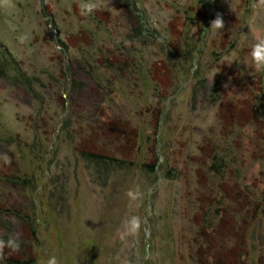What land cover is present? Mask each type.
Segmentation results:
<instances>
[{"label":"rangeland","instance_id":"374dc122","mask_svg":"<svg viewBox=\"0 0 264 264\" xmlns=\"http://www.w3.org/2000/svg\"><path fill=\"white\" fill-rule=\"evenodd\" d=\"M82 2L0 5L3 256L264 264V0Z\"/></svg>","mask_w":264,"mask_h":264},{"label":"clouds","instance_id":"9594fccd","mask_svg":"<svg viewBox=\"0 0 264 264\" xmlns=\"http://www.w3.org/2000/svg\"><path fill=\"white\" fill-rule=\"evenodd\" d=\"M11 0H0V5H10ZM82 15H88L94 12L98 8V4L95 0H86L79 5ZM210 29L216 31L224 29V20L222 16L218 13L212 21H210ZM250 57L252 60L253 67L258 72H264V36L257 37L254 43L251 45ZM4 163L10 164L11 160L9 157H4ZM127 195L133 199L136 198L138 193H133L129 191ZM129 225L131 230L138 229L139 219L133 217L129 220ZM21 236L20 233H10L7 240L0 239V257L5 253V249L9 250V254L18 252L21 247ZM47 264H58L56 257H49Z\"/></svg>","mask_w":264,"mask_h":264},{"label":"trees","instance_id":"16d2710c","mask_svg":"<svg viewBox=\"0 0 264 264\" xmlns=\"http://www.w3.org/2000/svg\"><path fill=\"white\" fill-rule=\"evenodd\" d=\"M24 75V74H23ZM25 76V75H24ZM23 76V77H24ZM25 79V78H24ZM29 82L28 84L31 86L32 88V85H31V82H30V79H25V82ZM90 155L91 157H94V160L95 161H103V162H107V163H112L114 165H117V166H124L126 164V162L124 160H121V159H118V158H115V157H109V156H105V155H91V154H88ZM158 167V164H144V168L148 171V172H155V170L157 169ZM2 258L8 263V264H32V262L28 261V260H18V259H9V258H6L4 256H2Z\"/></svg>","mask_w":264,"mask_h":264}]
</instances>
